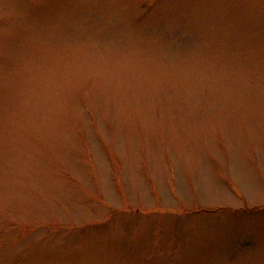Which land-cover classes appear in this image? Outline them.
Segmentation results:
<instances>
[{
	"label": "rangeland",
	"instance_id": "rangeland-1",
	"mask_svg": "<svg viewBox=\"0 0 264 264\" xmlns=\"http://www.w3.org/2000/svg\"><path fill=\"white\" fill-rule=\"evenodd\" d=\"M0 264H264V0H0Z\"/></svg>",
	"mask_w": 264,
	"mask_h": 264
}]
</instances>
